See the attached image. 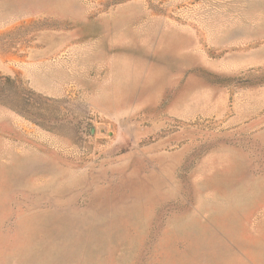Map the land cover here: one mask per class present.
<instances>
[{
    "label": "rangeland",
    "instance_id": "rangeland-1",
    "mask_svg": "<svg viewBox=\"0 0 264 264\" xmlns=\"http://www.w3.org/2000/svg\"><path fill=\"white\" fill-rule=\"evenodd\" d=\"M0 264H264V0H0Z\"/></svg>",
    "mask_w": 264,
    "mask_h": 264
}]
</instances>
